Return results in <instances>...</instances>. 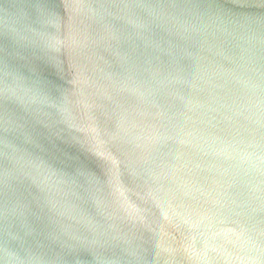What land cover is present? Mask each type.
I'll use <instances>...</instances> for the list:
<instances>
[{
    "label": "water",
    "instance_id": "water-1",
    "mask_svg": "<svg viewBox=\"0 0 264 264\" xmlns=\"http://www.w3.org/2000/svg\"><path fill=\"white\" fill-rule=\"evenodd\" d=\"M0 264H264V0H0Z\"/></svg>",
    "mask_w": 264,
    "mask_h": 264
}]
</instances>
